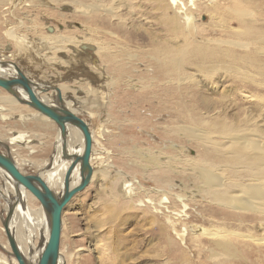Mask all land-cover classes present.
I'll return each instance as SVG.
<instances>
[{"label": "rangeland", "instance_id": "1", "mask_svg": "<svg viewBox=\"0 0 264 264\" xmlns=\"http://www.w3.org/2000/svg\"><path fill=\"white\" fill-rule=\"evenodd\" d=\"M14 1L0 0V59L3 60L2 63L4 65L18 63L20 66H24L23 68L31 72L29 73L31 74L30 76L35 78L36 81L43 80L44 83H49L50 88L47 89V92H51L52 88H55L57 85L60 86L61 83L73 86L71 89L72 92L68 93V98L72 102L73 108L87 119L95 131V138L97 140L95 141V149L98 157L96 156L94 159V166L96 168L98 167L97 171L101 167L104 168L105 172L110 168L108 177H102L100 173H96L90 187L77 193L64 208V228L61 238V248L66 257V263L73 259L71 264H78V260H82L80 262L81 264H220L219 262L214 263L211 254L214 252L212 249H215V245H217V243H213L218 239L217 237L202 236L200 239V241H203L202 243H193L189 233L182 239L169 226L173 243H164L162 240L161 223L151 220L153 217L151 212H146V215L144 213V211L150 210L145 207L141 209H126L121 213L122 216L120 215L118 219L112 220L106 213L101 196L103 195L107 198L104 190L107 188L110 179L116 175L112 171L115 169V166H119L118 168H122L121 170L124 173L129 174V179L141 189L138 190L140 198L146 195H155L150 190L151 187L155 186V183L149 180L147 178L148 175L144 172L146 168L152 167L153 161H145L144 157H142L143 152L150 151L153 154H157V152L162 151L165 156L166 153L172 155L178 153L177 157L179 158H191L198 154L196 152H199L201 149L200 142L194 139V136L188 133L187 130L185 132L179 131L173 137L168 132L167 124L171 122V119L184 123L186 128L190 125L199 124L198 122L202 121L200 116H207L209 112L213 114L215 110H221L222 114L228 116L236 126L241 124L252 129H261L263 131L264 79L256 74L254 77L251 75L253 80H243L245 71H237V69H234L229 59L228 61L225 60L227 69L207 65L200 71L194 68L192 69L189 65L186 66L184 73L194 74V78L196 79H194L193 83L199 84L200 97L211 98L217 101V106L219 107L212 111L193 109L190 106V102L178 103L175 100V102L164 104L150 97L153 91H159L162 87L146 88L142 93L140 92L142 90H138L133 86L136 89H134V93H137L134 95L131 93L132 89L124 84L125 79L132 77L136 80L132 84L142 85L145 83L143 80H148L149 82L155 76V72L151 68L153 65L146 52L147 48L144 47L147 44V38L140 37L139 34H146L148 39L153 37L155 39L165 40L168 37L164 30L163 11L158 9L161 7L158 1L81 0L91 3L97 2L98 4L99 2L100 4L104 2L106 6L108 4L112 5V7L116 8L117 15L122 17L127 25L130 24L129 26L132 29L128 30L126 28L123 31L116 29L114 26L117 23V16L106 17V20L95 14L89 16L91 21L95 19L101 20V23L99 21L95 24L100 23L103 26L102 28L106 26V36L99 38L100 41L105 43V47L103 50L100 49L99 54L93 48V41L91 44H88L90 41L88 23L83 21L86 19V16L79 11L82 6L77 5V0H65L68 3L62 0ZM241 1L245 5H250H246L250 11L251 2L261 4V11L254 5L252 17L250 18L259 28L264 29V0ZM209 2L210 0H198L199 8L194 10V16L197 15L195 16L197 17V22H201L202 27L206 24L204 29L202 28V38L205 41H207L206 38L208 37L225 38L223 35L224 26L222 25H226V23L233 26L239 25L235 19L231 18L234 16L237 8L232 3H226V6H223L226 11L222 9L223 11L218 10V12L216 10V15L211 17L210 15H213L215 8L207 9L211 5ZM221 12L224 13L223 16H225L226 20L221 15ZM180 16L182 15L180 14ZM141 18L144 19L141 20ZM246 18L248 19V17ZM9 32H13L12 36L9 35ZM60 39L64 40L68 46L59 42L58 40ZM83 39L89 40H84L88 47L85 49L82 47L79 51L75 50L74 46H79V42ZM169 40L173 43L181 41L180 39ZM57 46L61 47L60 51L57 50ZM70 48L71 50L67 51ZM61 51L65 53L61 54ZM133 51L135 53L134 55ZM101 61L102 63H100ZM103 69L111 77L121 80L122 84L116 88L117 90L115 89V94L117 95H111L115 90L112 92L109 91V88L101 80L100 72ZM36 90H40V94L47 93L46 91L43 92L40 87H37ZM0 93L11 95V93L3 88L0 89ZM55 101L58 104L56 97ZM187 107L192 109L190 113L187 111ZM26 109L23 112H12L10 110L2 111L0 108V138H3L2 140L7 142L8 138L14 137L18 133L25 135L24 142L11 145L14 150H11L12 148L4 142H0V149L4 153L10 152L29 173H37L39 171L48 172V165L52 161L51 159L56 150V144L59 141V126L53 119L44 116L30 105H27ZM186 112L188 114L187 118H181L179 116V114ZM4 115L9 116L2 118ZM204 120L209 119L204 118ZM218 121L219 119L212 120L214 123H218ZM34 124L37 127L44 126L45 129L42 131L44 139L41 138L40 140L33 135L36 129L32 127ZM106 129L124 132L120 133L121 136H117L115 141L113 138L108 137L109 135H106ZM79 144L81 145V143H78V147H80ZM5 145L9 147V150L6 149ZM127 146L130 148L128 149ZM172 147L174 149L177 148L178 152L176 150L174 151ZM136 149L138 150L136 154L130 156ZM104 150L106 153H103ZM107 150L111 152L109 151L107 154ZM122 156L132 159L130 160L132 163L128 165L122 164ZM135 159L136 161H134ZM28 161L33 162L27 164ZM41 162H48V164L45 168L41 169V167H38V165H42ZM104 163L107 165H104ZM108 164H110L109 167ZM190 174L192 175L191 171L186 170L178 176H175V178L173 177L174 179L170 182L174 187L173 191L175 193H181L185 196L188 195L187 199L189 200L187 201L188 207L186 210L189 226L195 223L204 226L207 223L205 227L211 229L214 226L213 224H216L224 227V229L239 230L242 233H255L264 237V230L257 224L258 221H248V218H252L256 214L242 213L244 222L241 224L240 219L223 220L224 214L220 211H215L205 198H202V202H198L200 204L204 203V205L193 201L190 198L193 195L192 187L199 186L201 182L197 176L192 178ZM0 176L1 182H4L5 179L2 177L3 174L1 172ZM181 181L183 182V186L178 184ZM9 190L11 193L9 199L5 198V195L2 196L0 192V260H5L6 264H17L13 260L14 256L11 254L10 248L3 247V245L8 244L7 235L3 229L5 207L7 205L13 207V211L15 212V208L19 204L18 200H20L14 201L11 205L10 199L14 191L17 192L16 185L13 182H11ZM178 201L171 196V203H174L173 205L179 203L176 209L180 211L182 207ZM33 205L34 207H41L38 199L35 200ZM212 214H215L217 218L213 217L214 215ZM178 228L181 231L183 225H178ZM178 238L179 240H177ZM114 245L117 248H114ZM199 245L204 246L200 247ZM262 245L260 246L262 253L261 251L255 250L253 252L243 251L242 246H239L243 255L240 253V256L227 261V264H264V244ZM81 246L88 248L89 252L87 251L81 260L76 255L71 258V254L75 253ZM98 246H103L107 252L113 254L101 261L99 259L100 253L97 248ZM178 249H182L184 254L178 253L177 255L180 254L181 256H177L176 251ZM209 254L210 257L208 256ZM0 264H3L2 261Z\"/></svg>", "mask_w": 264, "mask_h": 264}, {"label": "bare ground", "instance_id": "2", "mask_svg": "<svg viewBox=\"0 0 264 264\" xmlns=\"http://www.w3.org/2000/svg\"><path fill=\"white\" fill-rule=\"evenodd\" d=\"M156 1H158L159 5H161V7H159L158 9L163 11L162 13L165 24L164 30L166 31L168 37L165 40L155 39L153 37L148 39L146 34L144 33H141V35L139 34L140 37L147 38V44L144 47L147 48V50L146 49L145 50L153 65L151 68L152 71L155 72V76L152 77V79H150L149 82L148 80H143L145 83L142 85L132 84L133 82L136 81L132 77L125 79L124 84L132 89L133 91V92L131 91L132 94L134 95L137 94L134 93L135 88L138 90H142L140 92L143 93L144 89L146 88L162 87V89L159 91H153L150 97L155 98L159 102L164 104H167L168 102H175V100L178 103L190 102L191 103L190 106L193 109H198L201 111L202 110L212 111L218 109L219 106H217L218 105L217 101L211 98L200 97V89H199L200 86L197 83H193L194 79H196L194 78V74L187 72L184 73V68H186V66L189 65L192 67V69L194 68L200 71L203 70L207 65L216 68L222 67L227 69V63L225 62L228 61L229 59L230 64L234 69H237V71H242V70L245 71L243 75V80L246 79L253 80L251 75L254 77L256 76V74H258L260 77L264 79V29L259 28L250 18L252 17V11L254 5L256 8H258L259 11H261L262 10L261 4L257 2H251L250 3L251 11H250L246 7L247 4L245 5V3L244 2L242 3L241 0H210L209 3H211V5L210 6L208 5L209 8L207 9L215 8V11L213 10L214 11L213 15H210L211 17L216 15L215 14L216 10L217 11L222 9L224 10L223 6H226V3L229 4L232 3L234 7L237 8V10L234 12V16H232L231 18L235 19L239 23V25L233 26L224 21L226 25H222V26H224L223 35L225 36V38L208 37L206 38L207 41H205L204 38H202L201 34L203 31L202 28L204 29L206 24H204L203 25L204 27H202L201 22H197V17H195L197 15L194 16L195 13L194 10H197L199 8L198 0H156ZM65 3L68 2L65 1ZM76 3L77 5H80V7L82 6V8H80L79 11H81L82 14L86 16V19H84L83 21L88 23V31L90 34V41L88 39H83L82 41L79 40L80 41L78 44L79 46H74L75 50L77 51H79V49L82 47L83 49L88 47L87 43H85L84 40L89 41L88 44H91L93 41L94 42L93 48L95 52L98 54L100 52V49L103 50L105 47V43L103 41H100L99 38H103L106 36V26L105 28H102L103 26H101L100 24L101 23L100 19L98 20L95 19L94 21H91L89 19V16H91L92 14L101 16L105 20L106 17L110 18L111 16L112 17L117 16V23H115L114 26L116 29L123 31L126 30L127 28L128 30H132L131 27L129 26L130 24L127 25L126 21L122 17L117 15V10L115 7H112V5L108 4V6H106L104 2L102 4H100L99 2L98 4L97 2L91 3V2H84L81 0H77ZM180 14L182 16H180ZM223 14L224 13H222L221 15L223 16ZM137 17L139 18V16ZM223 17L225 18V16ZM246 17H248V19ZM142 19L144 18H141V20ZM99 21H100L99 24H95ZM195 30L197 31L196 33ZM12 34L13 32H9L10 36H12ZM195 34H196V38L198 37L197 39L195 38ZM169 39H173V40L180 39L181 41L173 43ZM58 41L68 46V44L64 40L60 39ZM57 50L60 51L61 47L57 46ZM69 50H71V48L67 49V51ZM64 53L65 52H62L61 54ZM134 54L135 53L133 51V55ZM98 56L100 57V55ZM2 61L3 60L0 59V76H4V77L15 76L16 69L13 64L16 63L4 65ZM100 63H102V61ZM16 66H18L22 70V72L34 84L38 85V86L35 85L34 89L42 100H44L51 106H59L60 103L64 104L68 108L76 112L84 120L87 121L86 118L81 116L79 112H77L76 109L73 108L72 102L68 98V93L72 92L71 89L73 88V86L64 85L63 83H61L60 86L57 85L55 88H52L51 92H47V89L50 88L49 83H44L43 80H39V81L37 80L38 81L37 82L35 78L30 76L31 74L29 73L31 72L23 68L24 66L22 67L18 63L16 64ZM100 74H101V80H103V82L106 84V86L109 88V91L111 92L122 84L119 78L111 77L108 73H106L104 69L103 71L100 72ZM133 86L135 88H133ZM37 87H40L43 90V92L46 91L47 93L40 94L39 92L40 90H36ZM1 88L2 87H0V89ZM57 89L61 90L62 99H63L62 102L58 99ZM116 90L113 91L111 95H114ZM18 91L20 92L21 96L27 97V93L23 89H19ZM55 97L56 100L58 101V104L55 101ZM73 100L75 101L74 98ZM0 103H1L0 108L2 111L10 110L12 112L14 111L23 112L27 110L26 109L27 105L22 104L17 99V97L12 94L9 96L0 93ZM187 111L190 113L192 109L187 107ZM7 116L9 115H4L2 118H5ZM179 116L181 118H187L188 114L186 112L179 114ZM204 118H208L209 120H204ZM200 119L202 121L198 122L199 124L190 125L187 126L186 128L184 123L176 122L174 119H171L170 120L171 122L167 124V130L168 132L171 133L172 137L179 131L185 132V130H187L188 133L194 136V139H197L200 142L201 149L199 152H196L198 154L194 155L193 157L179 158L177 157L178 153L177 154L174 153L173 155L166 153L165 156L163 155L162 151L157 152V154H153L150 151L142 153V157H144L145 161L148 162L153 161L152 167L146 168L144 172L148 175L147 178H149V180H152L155 183L154 187L151 188L149 187L150 190L153 191V193L155 194L154 196L146 195L140 198V194L138 190L141 189L136 185H134V182L131 179H129L130 178L129 174L124 173L121 170L122 168L121 169L118 168L119 166L118 167L115 166V169L112 171H114L116 175L112 179L109 178L110 181L107 184V188L104 190L105 191L104 193H106L107 198L106 196L102 195L101 199H103V206L106 210V213L111 217L112 220L118 219L120 215L122 216L121 213L126 209H141L142 207H145L148 210H150V211H144V213L146 215V212H151V214H153L151 220L158 221L161 223L160 225H162L161 227L162 240L164 243H173L169 226L171 230L174 229L175 231L174 230L173 231L176 232L178 237L182 239L189 233L191 235V240L193 241V243H202L203 241H200L202 236L217 237L218 239H216L215 242H213V243H217V245H215V249H212L214 252L211 253L212 252L211 251L209 253L212 254V258H213L212 260H214V263L219 262L220 264H227V261L236 259L238 256H240V253L242 254V251L239 249V246H242L243 251L245 250L250 252H253L254 250L261 251L262 248H260V246L264 244V237H261L262 235L259 236L255 233H249V232L242 233L239 230L224 229V227L216 224H213L214 226L211 229L205 227L207 223H205L204 226L199 225L197 223L189 226L187 222L188 213L186 210L188 207L187 201L189 200L187 199L188 195L185 196L181 193L180 194L175 193L173 191L174 187L172 183L170 184V182L172 179L175 178V176H178L182 172L186 170L191 171L192 173V175L190 174L191 177L194 178V176H197L201 182L199 186L192 187L193 195L190 198L193 201H196V203H198V202H202L203 200L202 198H205V200L208 201V203H210V206L215 211H220L224 214L222 218L223 220L240 219L241 224L244 222V220L242 219L243 216L242 213L247 212V213H252L254 215L256 214L255 216H252V218H248L249 219L248 221H258L257 224L261 226L262 229L264 230V130L262 131L261 129H252L250 127H247L246 125L243 126L241 124H238L236 126L228 116L222 114L221 110L218 111L215 110L213 114H210L209 112L207 116L204 115L200 116ZM216 119H219L218 123L212 122V120H216ZM134 121L136 122V120ZM90 129L92 132V139H93L92 152L90 156V162L93 168V173H92L91 181L85 189H88L90 187L96 173L98 174L100 173V176L102 177H108V172L110 170V168H108L110 164H108V167L106 166L108 168L107 169L108 171L106 170V172L102 167L101 168L99 167L100 169L99 171H97L98 167L96 168L94 166L95 164L94 159L96 158V156L98 157L95 149V141L97 140L95 138V131L93 130L92 125H90ZM123 132L124 131H111V129L110 130L106 129V135H109L108 137H111L114 140L117 138V136H121L120 133ZM24 138L25 135L18 133L14 137L8 138V140L5 138L7 142L6 141L4 142V140H2L3 138H0V142H4L5 144L11 147V145L14 143L24 142L25 141ZM79 142L81 143V145L79 144L80 147L77 146ZM84 147H85V138L80 129H78L74 125L67 124V133L65 138H63L59 128V141L56 144V150H55L56 154L53 155L52 157V161L50 165L51 168L48 167L49 170L48 172L39 171L37 173H42L44 179L48 182L50 187L55 192L58 193L63 188L64 176L66 170L69 168V166L72 163V159L63 158L64 152L68 153L69 155H81L84 151ZM120 148L124 149L123 147ZM127 148L129 149L130 147L127 146ZM136 148L138 149V147ZM137 149L130 156H134V154H136V152L138 151ZM11 150L14 149L12 148ZM175 150L178 152L177 148H175L174 151ZM0 151L2 150L0 149ZM109 151L107 150V154L109 153ZM103 153H106L105 150L103 151ZM136 156L138 157V155ZM14 160L16 161L17 165L22 170V172L29 173L25 170L24 167L20 165L21 163L18 160H16L15 157ZM121 160H122V164L124 163V165L125 164L128 165L129 163H132L130 162V160L132 159L123 157V159ZM134 161H136V159ZM32 162L28 161L27 164H31ZM41 163H42L41 166L38 165V167H41V169L45 168L46 165L48 164V162H44V163L41 162ZM106 163H104V165ZM0 172L3 174L2 177L5 179L4 182H1L0 179V192L2 196L5 195V198L9 199L11 196L9 190L11 182H13L15 185L16 182L12 178V176L8 174L5 170L0 169ZM80 179H81V163H78L72 174L71 185L72 186L77 185ZM178 184L183 186L182 181L179 182ZM171 196L179 200L178 202L181 203L182 208L180 207L181 208L180 211H177L176 209V207L179 206V203L175 205H173L174 203H171ZM35 198L36 197L30 191H28L21 185H17V192L14 191V194L10 199L11 205L14 201L20 199L18 200L19 204L18 207L16 206L15 212L14 211L12 212V216L10 219V230L14 233L17 244L22 254L25 257L27 264L39 263L41 254L45 249V245L49 236L48 217L42 205L41 207H34L33 203L37 199ZM200 205H204V203L203 204L201 203ZM10 208L12 207H9L8 205L7 207H5V212H4L5 217L11 211ZM212 215H214L213 217L217 218L215 214ZM261 216L262 218H260ZM178 225H183L181 231H179L180 229L178 228ZM14 228H16V230H14ZM63 228H64V219L62 225L61 238L63 235ZM3 229L5 230L4 225H3ZM212 229L218 231L216 232L213 231ZM177 240H179V238ZM3 247L7 249L10 248L9 250L11 251V254H13L9 240H8V244L3 245ZM113 247L117 248V246L115 245ZM97 248L100 253L99 259L101 261L104 258H107L109 255L113 254L107 252L103 246L102 247L98 246ZM182 249H178V251H176V255L178 253L184 254ZM87 251L88 248H86L85 246H81L80 248H78V250H76L75 253L71 254V258H73V256L76 255V257L80 258L81 260L85 256ZM115 254L117 255V253ZM62 255L64 254L60 243V257L58 260V264H71V261L73 259L70 258L71 260H69L66 263V257L65 255L64 256ZM208 256L210 257V254ZM13 260H15L17 264H20L15 256ZM1 261L3 264H6L5 260H0V263ZM81 261L78 260V264H81L80 263Z\"/></svg>", "mask_w": 264, "mask_h": 264}, {"label": "water", "instance_id": "3", "mask_svg": "<svg viewBox=\"0 0 264 264\" xmlns=\"http://www.w3.org/2000/svg\"><path fill=\"white\" fill-rule=\"evenodd\" d=\"M13 65L16 69V75L11 77L0 76V87L16 96L22 104L30 105L53 119L58 124L63 138H65L67 133V124L74 125L80 129L85 138V147L81 155H69L64 152L63 158L72 159V163L66 170L63 188L58 193L50 187L42 173L22 172L10 152L3 153L0 151V169L5 170L12 176L16 182V188L17 185H21L30 191L39 200L48 217L49 236L38 264H58L64 208L77 193L83 191L88 186L92 178L93 168L90 162L93 146L92 132L88 122L66 105L60 103L59 106H51L42 100L34 89L35 84L16 64ZM19 89H23L27 93V97L21 96L18 91ZM57 96L62 102L60 89H57ZM6 149L9 150L7 145ZM55 154L56 151H54ZM78 163H81V179L77 185L72 186V174ZM50 165L51 162L48 165L51 168ZM13 209V207L10 208L11 211L3 219V225L12 248V253L20 264H27L17 244L16 237L10 230V219Z\"/></svg>", "mask_w": 264, "mask_h": 264}, {"label": "crops", "instance_id": "4", "mask_svg": "<svg viewBox=\"0 0 264 264\" xmlns=\"http://www.w3.org/2000/svg\"><path fill=\"white\" fill-rule=\"evenodd\" d=\"M30 127V126H29ZM33 128H36L35 130H34V132H35V134H33L34 136H36V138H38V139H40L41 140V138H43L44 139V136H42V131H44V126H36V124H34L33 126H32ZM32 127H30V128H32Z\"/></svg>", "mask_w": 264, "mask_h": 264}]
</instances>
